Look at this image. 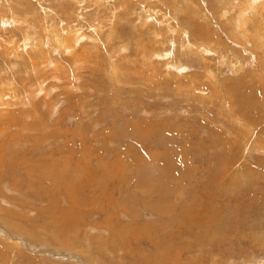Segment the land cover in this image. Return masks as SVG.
<instances>
[{
	"label": "rangeland",
	"instance_id": "obj_1",
	"mask_svg": "<svg viewBox=\"0 0 264 264\" xmlns=\"http://www.w3.org/2000/svg\"><path fill=\"white\" fill-rule=\"evenodd\" d=\"M2 1L9 8L0 18L25 24L0 30V84L14 85L0 87L22 95L0 105V222L37 243L30 251L23 242L19 254L1 231L13 264H264V21L248 11L247 39L223 12L227 0H181L180 10L155 0L144 5L149 21L135 5L141 0L126 1L134 3L129 16L124 0ZM181 18L205 28L193 41L201 51L182 54ZM27 32L38 34V51L25 49L12 70L10 45L22 48ZM77 33L64 56L55 36ZM164 50L172 54L158 56ZM28 55L39 72L27 79ZM177 64L179 73L168 69ZM78 166L80 183L72 179ZM59 170L58 188L48 172ZM50 211L76 226L64 234L70 255L41 252L58 246L60 215Z\"/></svg>",
	"mask_w": 264,
	"mask_h": 264
},
{
	"label": "bare ground",
	"instance_id": "obj_2",
	"mask_svg": "<svg viewBox=\"0 0 264 264\" xmlns=\"http://www.w3.org/2000/svg\"><path fill=\"white\" fill-rule=\"evenodd\" d=\"M2 0H0V9H1V7L2 8H4L5 10H7V8H9V6H8V1H7V3L6 2H4L3 3V1L1 2ZM127 0H124L123 2H125V4H123V10H124V12H125V15L126 16H129V15H131V13H132V6L134 5V3H132V2H126ZM139 0H137V2H138ZM158 1V0H157ZM162 1V2H161ZM181 0H160L159 2H161L160 4H162V5H164V6H167L168 8L170 7V8H174L175 10H180V7H179V5H181V2H180ZM184 1V0H183ZM190 1V3H188L187 1L185 2V3H187V5H189L190 7L193 5V3L192 2H194V0H189ZM226 1V0H225ZM227 1H229V2H227L228 4H229V8H227V10H226V12L225 11H223L224 13H225V15L227 14V13H232V15H234V18H232V21L234 22L233 23V27L235 28V31H236V33H237V35H242L243 37H246L247 39H249V37H248V33H249V30H248V26H249V20L250 21H252V19L249 17H247V15H248V11H250V13H253L256 17H258L259 16V21H258V24H260V26H261V23L264 21V0H250V1H247L246 2V0H244L245 1V3H248V5H246V6H244L245 7V9L244 8H242L243 6H241V1L240 2H238V0H227ZM220 2H223V1H220ZM5 3L7 4V6L5 5ZM145 3H149V5H146L147 7H148V10H150V9H152V8H154L155 7V5H156V1L155 0H141V3H140V5H138V3L137 4H135L136 5V7H138L139 9H140V6H141V9H140V12L142 13V10L143 11H145V8H144V5H145ZM168 3V4H167ZM195 3V2H194ZM260 3V4H259ZM222 4V3H221ZM227 4V5H228ZM239 4V7L235 10V6L234 5H238ZM257 4H259L258 6H257ZM11 5V4H10ZM223 5V4H222ZM221 5V6H222ZM225 5V4H224ZM219 6V5H218ZM146 7V8H147ZM226 7V6H225ZM237 7V6H236ZM11 8H12V6H11ZM224 9V8H223ZM226 9V8H225ZM148 10L146 9V11L144 12V15H145V17H146V20L147 21H149L150 20V18L151 19H155L154 17L152 18V17H150L149 15H147L148 14ZM184 10V9H183ZM114 11V10H113ZM246 11V12H245ZM9 12V11H8ZM13 12V11H12ZM138 12V11H137ZM177 12V11H176ZM7 13V12H6ZM5 13V14H6ZM11 13V12H10ZM115 13V12H114ZM21 14H22V12H21ZM136 14V13H135ZM223 15V14H222ZM225 15H223V16H225ZM12 16H13V14H12ZM252 16V15H251ZM116 17V16H115ZM115 17H114V19H115ZM179 17V16H178ZM232 17V16H231ZM109 18H111V17H109ZM176 18H177V15L176 14H173V19H175L176 20ZM26 19V18H25ZM113 19V20H114ZM110 20H112V19H110ZM113 20H112V22H113ZM181 20L183 21V26H182V28H180V32H182V37H181V41H180V45H178V43L175 41V42H172L173 44H174V46H176V45H178L179 46V48H181L182 49V54L184 55L185 54V50H188V49H190L191 50V48H195L197 51L198 50H200V48L199 47H196V45H197V42H196V44L195 43H193V41H196V40H198V39H200L203 35H204V29L205 28H203V27H198L197 25V23L195 22V21H189V20H184L183 18H181ZM194 20V19H193ZM165 21V20H164ZM12 22V26H14V27H22V26H24V24L23 23H21L22 21H20L19 20V17L18 16H13L12 17V19H11V21L9 20V18L7 17V15L5 16V15H2L1 16V18H0V30L1 29H4L5 28V26L7 25V24H9V23H11ZM159 22V21H158ZM157 22V23H158ZM169 22V21H168ZM207 22V21H206ZM231 22V21H230ZM253 22H255V21H253ZM109 23H110V21H109ZM147 23V22H146ZM198 23H201V22H198ZM204 23H205V21H204ZM31 24V23H30ZM113 24H115L116 25V23H113ZM156 24V23H155ZM197 24V25H196ZM254 24V23H253ZM45 25V24H44ZM110 25V24H109ZM143 25V24H142ZM141 25V26H142ZM202 25L203 26H205L203 23H202ZM102 26V25H101ZM118 26V25H117ZM167 26H168V24H167ZM170 26V29H172V26L171 25H169ZM54 27V26H53ZM256 27V26H255ZM36 28H38V27H36ZM115 28V27H114ZM155 28V27H154ZM203 28V29H202ZM257 28V27H256ZM28 29H30L29 27L27 28V30L26 31H28ZM34 29V28H33ZM100 29V28H99ZM111 29V28H110ZM116 29V28H115ZM167 29H168V27H167ZM5 30V29H4ZM76 30V29H75ZM112 30H114L113 28H112ZM119 30V29H118ZM165 30V29H164ZM233 30V29H232ZM102 31V30H101ZM104 31V30H103ZM205 31H207V32H209L208 30H205ZM234 31V32H235ZM259 31L261 32L260 34H259V36L261 37V39H262V41L264 40V28H263V26H261V28H259ZM71 32V31H70ZM173 32V31H172ZM206 32V33H207ZM72 33V32H71ZM70 33V34H71ZM177 33V32H176ZM37 35V37H39L38 36V34H36L35 32H33V34L32 33H30V32H27L26 34L24 33V43H23V47L22 46H20V47H22V48H14L15 46V44L14 45H10V47H12V50H9L8 52V58H9V60H8V62L11 64V68H12V70H14V69H17V68H19L20 67V64L18 63V61H23L24 60V55H25V53H26V51L27 50H25V49H28V50H31V52H35L37 49H35V47L38 45V41H37V38H36V36L35 35ZM154 34V33H153ZM178 34V33H177ZM210 34V33H209ZM229 34V33H228ZM66 35H68V34H66ZM155 35V34H154ZM158 35L160 36V34L158 33ZM163 35V34H162ZM236 35V36H237ZM55 36V35H54ZM69 36L70 35H68V37L67 36H63L61 39H62V41H60L61 39H59L58 38V36L56 35L55 36V40H56V42L58 43V46L59 47H62V49H63V52H61L63 55L65 54V55H67V56H69V55H71L73 52H74V50H75V47L78 45V43H79V41L81 40V37L82 36H80V33H77V34H75V36H73V38L70 36V38H69ZM179 36V35H178ZM205 36V35H204ZM212 36V35H211ZM234 37V39L236 38L235 36H233ZM258 37V36H257ZM57 38V39H56ZM72 38V39H71ZM99 37H95V39H98ZM108 38V37H107ZM114 38V37H113ZM116 38V37H115ZM165 38V37H164ZM180 38V37H179ZM193 38V39H192ZM242 38V37H241ZM194 39H196V40H194ZM243 39V38H242ZM246 39V40H247ZM252 39V38H251ZM48 40V39H47ZM107 40H109V39H107ZM123 40V39H122ZM204 40V39H203ZM257 40V39H256ZM49 41H50V39H49ZM97 41V40H96ZM120 41V40H119ZM235 41H236V39H235ZM241 41H243V40H241ZM240 41V42H241ZM109 42V41H108ZM111 42V41H110ZM264 42V41H263ZM14 43V42H13ZM48 44H49V42H47ZM46 43V44H47ZM99 43V42H98ZM101 43V42H100ZM245 43V42H244ZM206 44V43H205ZM243 44V43H242ZM261 44V43H260ZM52 45V44H51ZM213 45V44H212ZM248 45V44H247ZM34 47L33 48V50L32 49H30V47ZM143 46H145V44H143L141 47H142V51H145L146 50V48L144 49V47ZM210 46H211V44H210ZM209 45H207L205 48H211ZM18 47V46H17ZM53 47V46H52ZM58 47V48H59ZM125 47H127V45L126 46H124V45H122L121 46V48H122V50L123 49H126ZM202 47V46H201ZM204 47V46H203ZM213 47V46H212ZM53 49H54V47H53ZM62 49H61V51H62ZM194 49V50H195ZM214 49V48H213ZM54 50H56V48L54 49ZM170 50V49H169ZM38 51V50H37ZM127 51V50H126ZM201 51V50H200ZM203 52H207V50H202ZM55 52H58V50L57 51H55ZM163 53H160V54H158V56H163V57H169L170 56V54H172V53H165V50L164 51H162ZM168 52V51H167ZM187 52V51H186ZM213 52V51H212ZM216 52H218V51H216ZM28 53V52H27ZM164 53H165V55H164ZM221 53V52H220ZM31 54V53H30ZM35 54V53H34ZM34 54H33V56H34ZM50 54V53H49ZM58 54V53H57ZM62 55V56H63ZM64 55V56H65ZM33 56L32 55H28V59H29V61L31 62V64H29V65H27L26 67H25V70L23 71V72H21V73H23L24 75L25 74H27V76L28 75H36V74H38V72H39V68H38V65H37V63L35 62V60H36V58H33ZM61 56V54L59 55V57ZM182 56V55H181ZM177 57V56H176ZM175 57V58H176ZM184 57V56H183ZM155 58H157V57H155ZM229 58V57H228ZM35 59V60H34ZM52 59V58H51ZM75 59V58H74ZM13 60H16L15 62L17 63L16 65H14L13 66V64H12V61ZM50 61H52L50 64H52L53 65V60H50ZM80 60L76 57V63L78 64V62H79ZM48 63H49V61H47ZM172 62V60L171 61H169V63H171ZM174 60H173V64H174ZM227 61L226 60H224V63H226ZM55 63V62H54ZM74 63H75V61H74ZM168 63V62H167ZM175 63H177V62H175ZM47 64V63H46ZM76 64V65H77ZM172 64V63H171ZM23 65V64H22ZM47 65H49V64H47ZM178 65V64H177ZM8 66V65H7ZM78 66V65H77ZM181 66H182V64L181 65H178L175 69H173V68H171V66H170V68H168L170 71H177L178 73L180 72V69H181ZM227 66H228V64H227ZM237 66V65H236ZM0 67H1V65H0ZM9 67V66H8ZM9 67V68H10ZM56 67V66H55ZM155 67V66H154ZM226 67V66H225ZM2 69H3V67H2ZM241 69H242V67H241ZM223 70V69H222ZM240 70V69H239ZM8 71V70H7ZM6 71V72H7ZM77 71V70H76ZM4 72H5V70H4ZM3 72V73H4ZM29 72V73H28ZM115 72V71H114ZM113 72V73H114ZM208 72H210V71H208ZM13 75V74H12ZM74 75V74H73ZM211 76H212V73L210 74ZM1 76V75H0ZM177 76H178V74H177ZM215 76V75H214ZM214 76H212V78H214ZM39 77V76H38ZM218 77V76H217ZM13 78V77H12ZM27 79L28 78H30L29 76L28 77H26ZM216 78V77H215ZM24 79V78H23ZM39 80H40V78H39ZM216 80V79H215ZM214 80V81H215ZM219 80V79H218ZM25 81V80H24ZM245 81V80H244ZM9 83H7V84H5V82H1V84L0 85H3V87L4 86H9V88H11L12 86H14L10 81H8ZM219 82V81H218ZM241 82V81H240ZM36 83V82H35ZM161 83V82H160ZM216 83V82H215ZM26 84H27V82H26ZM25 84V85H26ZM39 84V83H38ZM42 84V86H43V83H41ZM40 84V85H41ZM229 85V84H228ZM240 85V84H239ZM37 86V85H36ZM242 86H243V84H242ZM245 86V85H244ZM41 87V86H40ZM26 88H28V86H26L25 87V89ZM0 89H1V87H0ZM28 89H30V88H28ZM189 89V88H188ZM8 91V93L6 92V90L4 91V90H2L1 89V91H0V105H11V102L9 103L8 101H7V99L8 98H11V99H9V100H12V99H14L15 100V98L17 97V96H21L22 97V95H18V93H20V92H18V90H16L15 92L13 91V89H8L7 90ZM40 91H43V90H40ZM27 92H29L30 93V90L29 91H27ZM181 92V91H180ZM24 93V92H23ZM35 93H37L38 94V92H35ZM22 94V93H21ZM36 94V95H37ZM49 96V95H48ZM36 97V96H35ZM35 97H33V99L35 98ZM245 97V96H244ZM28 98H30V97H28ZM227 98V97H226ZM237 99V98H236ZM235 101V100H234ZM240 101H241V98H240ZM247 102V101H246ZM22 103V102H21ZM231 105H233V104H231ZM235 105H237V103L235 104ZM246 105V104H245ZM251 105H253V104H251ZM258 105V104H257ZM242 106V105H241ZM237 107V106H236ZM243 107H244V105H243ZM246 107V106H245ZM256 107V106H255ZM261 108L263 107V106H260ZM264 108V107H263ZM262 108V109H263ZM233 109V108H232ZM256 109V108H255ZM260 109V108H259ZM248 110V109H247ZM252 110V109H251ZM255 111H257V109L255 110ZM259 111V110H258ZM243 112H244V110H243ZM255 113V112H254ZM258 113H260V112H258ZM262 113H264L263 111H262ZM261 113V114H262ZM54 114V113H53ZM256 114V113H255ZM240 115V114H239ZM252 115V114H251ZM257 115V114H256ZM260 116V115H259ZM259 116H258V118H259ZM253 117L254 116H252L251 117V119L252 120H254L253 119ZM241 118V117H240ZM249 118V117H248ZM248 118H247V121H249L248 120ZM255 118V117H254ZM264 119V118H263ZM260 120H262V119H260ZM257 121H259L258 119H257ZM256 121V122H257ZM260 122V121H259ZM262 122H264V120L262 121ZM250 123H252V124H254L251 120H250ZM138 124V123H137ZM263 124V123H262ZM255 125H257L256 123H255ZM261 125V124H260ZM263 126V125H262ZM134 127V126H133ZM10 128V127H9ZM261 129V128H260ZM16 138V137H15ZM17 139H18V137H17ZM14 140V139H13ZM21 142H23V141H21ZM139 151V150H138ZM127 155V154H126ZM137 157V156H136ZM79 158V157H78ZM3 161V160H2ZM68 162V161H67ZM123 162V161H122ZM85 163V162H84ZM72 164V163H71ZM86 164V163H85ZM84 164V165H85ZM79 165H81V164H79ZM83 166V165H82ZM16 168V167H15ZM53 168V167H52ZM76 168V167H75ZM33 169V168H32ZM54 169V168H53ZM43 171H44V169H43ZM70 171V170H69ZM154 171V170H153ZM156 171V170H155ZM16 172V171H15ZM31 172V171H30ZM68 172V171H67ZM71 172H72V170H71ZM31 173H33V172H31ZM39 173V172H38ZM44 173V172H43ZM42 173V174H43ZM49 174V177H50V179H51V181H49L50 183H51V185H54V182H56L57 184H58V181L59 180H63V179H65L63 176H64V171H60L59 170V172H57V173H53V172H48ZM154 173H156V172H154ZM47 173H45V175H46ZM71 174V173H70ZM85 173H83V168L81 167V166H78V168H76L75 169V171H74V173L72 174V179L74 178V181H77V183H80V181L82 180H84L83 178H84V175ZM167 174V173H166ZM88 175V174H87ZM105 175V174H104ZM37 176V175H36ZM42 176H44V175H42ZM106 176H107V173H106ZM149 176V175H148ZM109 177H111V176H109ZM109 177H107V178H109ZM106 178V177H105ZM16 179V178H15ZM31 179H33V178H31ZM41 179V178H40ZM98 179H99V177H98ZM144 179V178H143ZM159 179V178H158ZM41 180H43V179H41ZM104 180V179H103ZM102 180V181H103ZM23 181V180H22ZM31 182H33L32 180H30ZM47 181H48V179H47ZM46 181V182H47ZM72 181V180H71ZM73 181V182H74ZM98 181V180H97ZM114 181V180H113ZM39 182V181H38ZM42 182V181H41ZM160 182V181H159ZM15 183V182H14ZM34 183V182H33ZM82 183V182H81ZM104 183H106V182H104ZM48 185H49V183H47ZM47 184L45 185V186H47ZM75 184H76V182H75ZM85 184V183H84ZM102 184H103V182H102ZM114 184V183H113ZM41 185H43L42 183H41ZM101 185V184H100ZM156 185V184H155ZM40 186V185H39ZM38 186V187H39ZM85 186H87V185H85ZM89 186V185H88ZM144 186V185H143ZM52 187V186H51ZM50 187V188H51ZM60 186H59V184H58V188H59ZM65 187V186H64ZM70 187H71V185H70ZM107 187V186H106ZM49 188V189H50ZM66 188V187H65ZM47 189V188H46ZM52 189H54V187L52 188ZM64 189V188H63ZM74 189V188H73ZM41 190H43V189H40V191ZM48 190V189H47ZM59 190V189H58ZM82 190V189H81ZM150 190H152L151 188H150ZM50 191V190H49ZM52 192V191H51ZM70 192H72V189H70V188H66V193H68V195H71L72 193H70ZM40 192L38 191V194H39ZM42 193V192H41ZM53 193V192H52ZM102 193V192H101ZM161 193V192H160ZM94 194H96V192H94ZM46 196H47V194H45ZM98 195V194H97ZM103 195V194H102ZM113 195V194H112ZM96 196V195H95ZM47 197H49V195L47 196ZM51 197V196H50ZM49 197V198H50ZM99 197V196H98ZM111 197V196H110ZM1 199V198H0ZM56 200V199H55ZM54 200V201H55ZM50 201H52L51 199H50ZM49 201V202H50ZM93 201H94V199H93ZM99 201V200H98ZM101 201V200H100ZM56 202V201H55ZM71 202H73V201H71ZM78 202V201H77ZM97 202V201H96ZM58 203V202H57ZM75 203V202H74ZM73 203V204H74ZM80 203V202H79ZM78 204V203H77ZM23 205V204H22ZM99 206V205H98ZM101 206V205H100ZM100 206L98 207V208H100ZM92 208V207H91ZM54 209V208H53ZM71 209V208H70ZM152 209V208H151ZM48 210V209H47ZM50 210V209H49ZM55 210V209H54ZM56 211V210H55ZM59 211V210H58ZM60 211H62V210H60ZM60 211H59V213H60ZM64 211H65V209H64ZM70 211V210H69ZM51 212V215H52V213H55V212H52V211H50ZM67 212H68V210H67ZM72 212H73V210H72ZM78 212V211H77ZM76 212V213H77ZM59 213H55V215L56 214H58V215H60V216H58L57 218L58 219H60V225L58 226V230H56L55 232L57 233L56 235H54V231H53V235L55 236V243H57L58 244V246L57 247H55L56 248V250H53V249H51V248H47V247H45L44 246V248L41 250V252H43V253H45V254H54V255H61V254H65V255H70V241H69V239H68V237L67 236H65L64 234L66 233V231H67V233H68V230L69 231H71L72 229H70L71 228V226L72 225H68L67 223H64V222H62V219H63V217L61 216V214H59ZM69 213V212H68ZM68 213H67V215H68ZM118 213V212H117ZM70 214H71V212H70ZM70 214H69V216H70ZM120 214V213H119ZM118 214V215H119ZM54 215V216H55ZM75 215V214H74ZM53 217V216H52ZM73 217V216H72ZM72 217H68V219L69 218H71L72 219ZM120 217V216H119ZM74 218H76V217H74ZM111 218V217H110ZM115 218V217H114ZM54 219V218H53ZM112 219V218H111ZM70 220V219H69ZM72 221V220H71ZM75 221H76V219H75ZM79 222V221H78ZM69 223V222H68ZM56 224V223H55ZM47 225V224H46ZM58 225V224H57ZM56 225V226H57ZM48 226V225H47ZM73 226H75L74 224H73ZM72 226V227H73ZM78 226V225H77ZM76 227V226H75ZM13 228V227H12ZM77 228H80V225H79V227H77ZM56 229V228H55ZM5 231V239L7 240V242L9 241V242H11L12 244H14V247H12V249H14V248H16L17 250H18V252H19V254L23 251V249L21 248V245H24L23 244V242L25 243V242H27V244L28 245H24V246H26L30 251H36V248L34 247V246H36V244H35V242L32 240V239H29L28 238V240L27 241H25V239H24V235L25 236H27L24 232H22V229L21 228H19V229H11L10 228V226H7V225H5V224H3V223H1L0 222V234H2V232L1 231ZM47 231H48V229H46ZM45 230V231H46ZM76 230V229H75ZM79 230V229H78ZM137 230H138V228H137ZM46 231V232H47ZM61 231V232H60ZM73 231V230H72ZM71 231V232H72ZM141 231V230H140ZM52 232V231H51ZM59 232V233H58ZM74 232H76V231H74ZM77 233H78V231H77ZM85 233V232H84ZM48 233H46L45 234V237L46 238H49V235H47ZM49 234H50V232H49ZM59 234V235H58ZM69 234V233H68ZM114 234V233H113ZM35 235V234H34ZM34 235H30V237H32L33 238V236ZM52 235V236H53ZM73 235V234H72ZM36 236V235H35ZM69 236H71V234L69 235ZM114 236V235H113ZM52 238V237H51ZM54 238V237H53ZM12 239V240H11ZM114 239H115V237H114ZM47 240L46 239H44V242H46ZM50 242V241H49ZM48 242V243H49ZM100 242V241H99ZM47 243V244H48ZM51 243H53V242H51ZM114 243V242H113ZM54 244V243H53ZM3 246L1 247V249H0V264H13V259H11L10 257H8L7 255H6V249L7 248H9L8 246H6V245H4V244H2ZM51 245V244H50ZM56 245V244H55ZM111 246V245H110ZM115 246V245H114ZM22 250V251H21ZM167 250V249H166ZM21 251V252H20ZM39 251V250H38ZM22 255V254H21ZM25 256V255H24ZM177 256V255H176ZM27 258V257H26ZM21 259H23V256H21ZM177 262V261H176ZM15 264V263H14ZM29 264H33L32 262H30ZM83 264H88V262H87V259H84V263ZM177 264V263H176ZM179 264V263H178Z\"/></svg>",
	"mask_w": 264,
	"mask_h": 264
}]
</instances>
